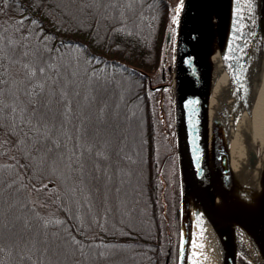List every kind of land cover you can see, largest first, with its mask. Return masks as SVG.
Wrapping results in <instances>:
<instances>
[{"label":"trees","instance_id":"16d2710c","mask_svg":"<svg viewBox=\"0 0 264 264\" xmlns=\"http://www.w3.org/2000/svg\"><path fill=\"white\" fill-rule=\"evenodd\" d=\"M175 1L0 0V264H167Z\"/></svg>","mask_w":264,"mask_h":264},{"label":"water","instance_id":"95a60500","mask_svg":"<svg viewBox=\"0 0 264 264\" xmlns=\"http://www.w3.org/2000/svg\"><path fill=\"white\" fill-rule=\"evenodd\" d=\"M208 1L181 0L180 5L177 8L174 7L173 29L167 32L166 37V48L171 43L170 61L167 64L170 73L168 80H166L165 67H162V81L155 85L152 83L150 73L135 68L148 75L152 90H160L159 108L161 112L164 111L165 90L170 88L172 92L171 115L179 191L176 264H187L191 234V207L186 199L191 192H193V198L196 200V206L203 212L216 234L219 243L220 264H238L240 257L250 264H255L242 252H235L234 241L229 228L221 227L214 214L215 195L209 172L210 159L216 172L220 197L227 206L225 219L246 228L250 235L252 233L253 237L251 235V238H256L264 254V210L260 217L257 215L261 209H257L252 216L243 213L251 211V207L247 206L244 198L249 192V187L244 185L246 183L232 177L228 159V142L225 131L227 121L234 117L236 126L239 127V118L242 117L243 119L244 117V113H236L237 117L233 112V104L236 103V100L230 85L231 98L233 99L231 108L225 101L226 95L217 93L219 95V108L215 112L216 118L208 140L207 105L208 93L211 89V64L213 65L209 52L212 47V39H210L211 30L209 31L205 27L199 28L200 25L197 21L199 13ZM235 2L236 0H215L214 8L219 25L218 45L222 63L223 55L227 54L234 73L237 75V68L242 72L239 77L241 88L239 89L237 84L235 87L236 91L240 93L241 99L248 102L244 111H246L247 116L246 125H249L254 96L264 71V0H251L249 3L248 44L245 43V49L247 48L245 63H241L237 59L242 58L239 51L241 46L238 41L235 42L232 36L236 10ZM178 8L179 12H177ZM197 35L201 37V40L197 39ZM248 66L250 68L247 69ZM244 135L245 153L249 159H252L255 157V150L249 148L250 141L247 138V132ZM252 224H255L254 228ZM169 256H167V260Z\"/></svg>","mask_w":264,"mask_h":264},{"label":"bare ground","instance_id":"6f19581e","mask_svg":"<svg viewBox=\"0 0 264 264\" xmlns=\"http://www.w3.org/2000/svg\"><path fill=\"white\" fill-rule=\"evenodd\" d=\"M215 0H209L203 10L198 15L199 28H208L211 30L210 39H212V47L210 55L212 57V71H210L211 89L208 93V117H207V133L208 140L211 133L214 119L216 118V110L219 108L217 93L226 95V103L231 108L233 99L231 98V88L228 85L227 75L224 73L221 54L219 52L218 37L219 25L218 18L214 8ZM235 21L232 27L233 39L240 43V54L242 58H237L241 63H245L247 59V34L249 29L248 8L251 0H236L235 2ZM211 4V5H208ZM204 22L205 24H203ZM197 39L201 37L197 35ZM246 43V44H245ZM250 66L247 67V69ZM225 76L220 78V76ZM219 79V80H218ZM222 79H226V83H222ZM219 90V91H218ZM246 111H244L243 119L240 117V125L236 126V120L233 118L227 121L225 127L226 138L228 142V159L231 167L232 177L235 180L246 183L249 192L245 195L247 206L251 207V211L243 212L247 215H254L257 209H261L257 217L263 214L264 210V71L258 85L256 99L253 103L250 123L246 125ZM248 115V114H247ZM242 119V120H241ZM225 124V123H224ZM249 139V148L255 150V157L249 159L245 153V135ZM259 145V149H258ZM209 149V143H208ZM209 172L212 178L213 190L215 195L214 214L218 224L222 227H228L232 239L234 241L235 252H242L255 264H264V254L260 249L256 238H251L250 232L246 228L225 219L226 204L220 197L219 188L217 187L216 172L209 160ZM246 178V180H244ZM193 192L187 195L186 199L191 207V234L188 249L187 264H220L219 243L216 234L204 216L203 212L198 209L193 198ZM259 199V200H258ZM259 203V204H258ZM253 228L255 224H252ZM253 237V235H252Z\"/></svg>","mask_w":264,"mask_h":264},{"label":"rangeland","instance_id":"374dc122","mask_svg":"<svg viewBox=\"0 0 264 264\" xmlns=\"http://www.w3.org/2000/svg\"><path fill=\"white\" fill-rule=\"evenodd\" d=\"M180 2H181V0L175 1V5L178 7L180 5ZM228 58H229V56L227 54L226 55H223V59L222 60H223V63L224 64L223 63L222 64L224 66L223 67L224 73L227 75L226 78L228 79L227 80L228 81V85L232 86V89H233V92L232 93H233V96L235 97V100H236V103L233 104V106H234L233 112L237 116L236 113H239V112H241L242 114L244 113L243 111L246 110V105H248V102H245L243 99H241V95H240V93H238L236 91V87H235L236 84H237L238 88L239 89L241 88V84H240L241 82L239 80V77L241 76V73L242 72H241L240 69L237 68V72H236L237 75H236L234 73V71H233V67L231 66V63H230V61H229ZM249 62H250V64H252L251 63V60H249ZM153 76H156V73H153ZM224 77L225 76H223V75L220 76V78H224ZM237 77H238V79H237ZM222 83L225 84L226 83V79H222ZM257 90H256V92H257ZM107 94L108 95H111V92H108ZM152 95H153V98L155 97V100H156L157 99V96H158V92L157 91L156 92H153ZM256 95H257V93H255L254 99H256ZM166 99H168V98L166 97L165 100ZM155 100H154V103H155ZM167 105H166V108H167V110H169V108H168ZM153 110H154V114L157 115L156 116V118H157L158 117V112H157V109L155 107V104H154V109ZM101 124H102V122H101ZM239 125H240V123H239ZM114 126H116V124H114ZM156 129L159 130L158 127H156ZM157 148H158V145H157ZM258 149H259V145H258ZM163 153L164 152H163L162 149L160 151H158V154L156 153V167H157L156 172L157 173H158L159 170L162 171L161 161L159 162V160L162 158V156H163L162 154ZM164 164H165V166H164L165 171H162V174L166 177L167 181L169 182L168 185H167L166 190L167 189L170 190V188L172 187V190L173 191H172V193H170V196H171V194H174L175 195L176 189L174 187L175 186L174 185L175 184L174 183L175 179L173 177V167H172V164H171V162L169 163L167 161H165ZM165 184H166V181H165ZM157 191H158V194H160V191H161V185H160V183H158ZM4 196H5L4 193H2V191H0V197H1L2 200H4V198H5ZM174 208H175V204L174 203H171V208H170L171 211H173ZM12 215L18 216V214H15V213L12 214ZM6 228H7V231L8 232H11V230H10V228H11L12 229V233H14V234H22L23 236H26L25 231L23 230V228H21L20 223L17 222L16 220H15V222L13 220L12 221H8L6 223ZM172 232H173L172 234H173V236L175 238L176 237V233L173 230H172ZM169 243H170V237H169V235L163 234L162 235V250H161L162 255L163 254L165 255V251L167 250ZM169 264H176V255H175V252L172 253V255L170 256Z\"/></svg>","mask_w":264,"mask_h":264},{"label":"flooded vegetation","instance_id":"af4514ba","mask_svg":"<svg viewBox=\"0 0 264 264\" xmlns=\"http://www.w3.org/2000/svg\"><path fill=\"white\" fill-rule=\"evenodd\" d=\"M238 264H249L246 260H244L243 258H239L238 260Z\"/></svg>","mask_w":264,"mask_h":264},{"label":"snow or ice","instance_id":"6c2138e0","mask_svg":"<svg viewBox=\"0 0 264 264\" xmlns=\"http://www.w3.org/2000/svg\"><path fill=\"white\" fill-rule=\"evenodd\" d=\"M5 3H7V0H4ZM177 12H179V8L177 9ZM41 72H43V69H40Z\"/></svg>","mask_w":264,"mask_h":264}]
</instances>
